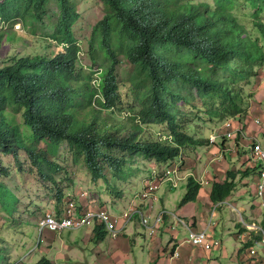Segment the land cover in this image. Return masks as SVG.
Masks as SVG:
<instances>
[{
    "label": "trees",
    "instance_id": "16d2710c",
    "mask_svg": "<svg viewBox=\"0 0 264 264\" xmlns=\"http://www.w3.org/2000/svg\"><path fill=\"white\" fill-rule=\"evenodd\" d=\"M54 1L59 15L51 44L31 42L0 62V201L7 203L8 212L14 196L4 180L16 172L56 184L55 175L63 171L55 159L62 143L74 163L83 161L93 181L103 179L108 185L128 178L135 155L159 166L181 159L184 168L187 152L208 144V138L188 130L180 103L210 120L234 118L245 127V86L264 75V0H94L105 13L91 34V44L98 47L93 61L101 62L98 71L78 65L81 50L72 31L78 12L72 0ZM237 1L252 9L250 22L234 14ZM48 3L0 0V22L12 28L19 19L29 29L30 22L41 21ZM24 39L31 38L0 34V48ZM120 57L131 66L125 83L119 79ZM121 87L134 100L127 128L106 118V112L123 109ZM144 126H160L165 136L141 138L136 132ZM239 174L248 175V168L229 171L221 183H212L214 205L233 193ZM200 188L190 177L179 207L195 201ZM70 200L74 198L58 190V215ZM102 230L95 229L99 239ZM259 240L260 233H251L243 249ZM4 259L0 247V262ZM36 264L54 263L42 258Z\"/></svg>",
    "mask_w": 264,
    "mask_h": 264
},
{
    "label": "rangeland",
    "instance_id": "374dc122",
    "mask_svg": "<svg viewBox=\"0 0 264 264\" xmlns=\"http://www.w3.org/2000/svg\"><path fill=\"white\" fill-rule=\"evenodd\" d=\"M195 1L207 2L209 4L214 3V0ZM72 2L78 12V19L72 27L74 38L81 50L78 65L83 68L92 65L94 70L98 71V67H101V62L93 61V57H97L98 47L96 43L91 44V34L93 27L103 19L105 15L104 9L94 0H72ZM252 12V9L246 7L243 2H236L234 14L243 22L251 21ZM58 15L59 10L56 2L54 0H49V3L42 14L41 21L30 22L29 29L24 27L19 19L13 23L14 25L12 28L9 26L11 24L8 25L0 22V34L4 36V39L11 38L16 32L31 38L30 40L24 39L22 43H9L2 45L0 48V62L2 63L5 61L13 53H21L25 46L31 47V42H33L34 46L38 47L40 42L47 43L48 45L51 44V36L55 30ZM118 67L119 79L122 83H125L131 74V66L123 57H120ZM245 90L244 106L245 108L247 107L249 111V114L246 116V121L250 122L249 125H252L253 120L258 119L259 123L257 124L261 125L264 122V75L260 77L259 82L255 80V76L252 77L251 83L245 86ZM120 92L123 95L122 111L112 113L106 112V118L110 124H119L127 128L129 127V122H131L129 120L128 106L133 103L134 100L131 96H125L126 89L124 87L120 88ZM250 92H253L254 96H250ZM180 108L182 115L190 125L188 130L196 137L200 136L207 139L224 121L216 118L210 120L209 117L205 115H198L195 110L186 107L183 103H180ZM155 128L144 126L141 131H137L136 133L144 139L149 137V135H152L153 140H158L159 136H165L163 135L165 134V131L162 127L156 126ZM207 148L211 149L212 147H205L202 150L200 149L201 152H198V154L201 157L206 158L205 152L207 151ZM118 154L122 155L123 153ZM125 156L128 157V154H125ZM201 157L198 162L200 172L204 168V161L201 160ZM55 159L63 169V171L55 175L56 184L48 183L47 181L40 179L37 175H26L21 177L16 172H13L10 178L4 180V184L14 196V200H10L9 198L10 207L8 209L11 210L9 212L5 209L7 203H4V205L2 204V201H0V247L4 252L5 258L0 264H36L42 258L57 260L58 253H63V251H61L60 242L72 243L74 241L78 242V247L72 251L71 256L73 254L76 256L70 257L68 264H113V256L105 259L101 254L89 253L87 251L91 250L90 246L87 247L86 244L82 243L80 240L81 237L79 233L85 230H90L91 228H94L93 226H85L81 227V229L77 228V230L66 229L57 232L58 236L55 238L54 234L48 236L49 230L47 229L40 234V231L38 230V222L48 210H53L56 197H58V190H60L61 194H63V192H65V194L71 193L72 196L75 197L77 194L83 193V191L85 193L91 191L94 184L99 183L98 186L96 185V187L93 188V195L98 194V192L95 191L98 188L105 189L101 191L102 193H105L107 188V184L103 179L98 181L92 180L83 161L77 163L73 162L72 153L69 151L66 143L61 144ZM128 159L130 158L128 157ZM178 161L179 159H176V163ZM152 164L156 165L151 159L141 155H135L133 160L131 159V162L129 163L131 166L128 169V178L120 182H109L112 189H115V184L117 185L118 191H121L119 193H121L123 197L120 198L117 196V191L114 190V194L107 193L105 197H102L103 205L100 203H97V205L108 206L106 208L111 212L116 210L115 207L124 211L127 210L131 204L139 206V203L141 202L137 199L136 195L142 192L143 180H145L153 170L160 173V170L169 167L168 165L153 167ZM147 166V173L140 171L144 170ZM255 174L252 175L251 178L254 183L256 182L258 187L260 181L259 177ZM181 175L183 176V173H181ZM169 185H171L169 182L164 181L160 184L158 190V196L159 198L162 197L164 206L168 210L171 206L170 203L174 202L175 198L181 193L186 192V182H178L179 186L173 191L167 190L170 189ZM7 200L8 199H6V201ZM144 203V205L148 206V202ZM260 203L261 198L256 195V197L244 198L240 201L239 206L245 209V212L243 213L245 217H252L255 214L251 212L250 208L252 206L258 208L260 207ZM197 204L199 205V203ZM161 206V202H155L154 208L150 211L151 214L155 215L158 212V208ZM200 207L203 208L201 204ZM146 209L147 207H143V210ZM261 219L262 217L259 216L256 220L258 221ZM226 234L227 233H223L222 236ZM126 241L128 246H131L130 242H128V240ZM97 242L98 241L94 240L92 246L95 247ZM99 242L100 244L103 243L104 246H107L111 244V238L108 237ZM258 248L260 249L261 245H258ZM78 260H81V262H73ZM65 263H67V261Z\"/></svg>",
    "mask_w": 264,
    "mask_h": 264
},
{
    "label": "crops",
    "instance_id": "0c3cea01",
    "mask_svg": "<svg viewBox=\"0 0 264 264\" xmlns=\"http://www.w3.org/2000/svg\"><path fill=\"white\" fill-rule=\"evenodd\" d=\"M249 123L250 122H246L243 128L244 133L248 137H251V135L256 136L264 145V122L260 125L257 124L254 119L252 125H249ZM205 147H212L211 149L207 148L205 152L206 158L198 154V152H201L200 149L202 150ZM187 156L189 160L184 168L182 165L180 168L183 170L184 180L179 182H186L187 191V181L190 177L199 181L201 188L195 201L179 207L181 200L186 194V192H183L175 198L174 202L170 203L171 206L168 210L164 206L162 197H160L157 202H161L162 206L158 208V212L155 215H152L150 212L154 208V203H147L148 206L144 205L145 203H139V206L131 204L130 207H137L142 212L150 215L152 221L159 215H163L162 222L157 227L155 235L149 237L140 225L138 218L134 217L119 233L110 234L102 230L100 232L104 236L102 239L98 238L95 227L80 232L79 235L82 243L86 244L87 247L90 246L91 250L87 252L101 254L105 259L113 256V264H264L260 257L253 258L248 256V251L244 250L242 245L246 236H250L251 233H256L253 227L264 226V205L262 202L260 203V207L257 206L258 208H256L252 206L250 208L251 212L255 214L252 217H245L243 214L245 209L239 206L240 201L244 198L256 197L258 191L256 182L254 183L251 178L255 173V175L259 177V173L254 170L257 164L253 162L249 149V141L243 140L242 138L224 139L220 143L207 144L195 149L191 148L189 152H187ZM200 157L201 160L204 161V168L201 172L198 168ZM153 167L161 166L153 165ZM246 168H248L249 174H239L236 176V187L233 193L219 206L214 205L210 201L212 183H221L226 179V173L230 170L243 172ZM140 171L147 173L148 166ZM110 181L120 182L118 180ZM98 184H94L89 192L85 193L83 191V193L77 194L80 197L75 196V198L71 193H68V195L74 198L75 202L78 203L82 210L97 209L100 207H103L102 209H107L106 207L108 206H101L103 205L102 197H105L107 193L114 194V190L117 191V193L115 192L117 196L120 198L123 197V195L119 193L121 191H118L117 185L115 184V189H112L109 183L105 193L101 192L105 189L98 188L95 190L98 194L93 195V188L96 187V185L98 186ZM169 186L170 189L167 190L173 191L176 190L179 185L177 184L175 188H172L171 185ZM97 203L101 205H97ZM197 203H199V205ZM200 204L203 208L200 207ZM143 207H147V209L143 210ZM56 208L57 206L55 204L53 210L48 211L57 213ZM115 209L116 210L112 212L107 210L115 215L125 213L128 210L123 211L117 207H115ZM259 216L262 217V219L257 221L256 219ZM244 223L251 228L246 230L247 228ZM188 229L194 231L206 229L212 239L220 241V246L211 248L210 250H204L188 242H183L188 238ZM245 232L246 235L244 239H238V234ZM223 233L227 234L222 236ZM50 234H54V238L58 236L57 232L49 231L48 236ZM108 237L111 238L110 245L104 246L103 243L100 244L99 241H103ZM94 240L98 241L95 247L92 246ZM126 240L130 242L131 246H128ZM60 247L63 253L59 252L57 260L50 261L54 264H63L67 261L65 264H68L70 257L76 256L75 254L71 256V253L78 247V242H60ZM176 253L177 257L174 256ZM73 262L78 263L81 262V260Z\"/></svg>",
    "mask_w": 264,
    "mask_h": 264
},
{
    "label": "built area",
    "instance_id": "2783aa9c",
    "mask_svg": "<svg viewBox=\"0 0 264 264\" xmlns=\"http://www.w3.org/2000/svg\"><path fill=\"white\" fill-rule=\"evenodd\" d=\"M235 121H237V119L234 118L224 120L221 126L210 134L208 142L215 144L220 143L224 139L230 140L234 138H242L243 140L249 141V149L253 162L257 164L256 167L258 166L260 168L258 170L260 183L257 187V195L261 198V202L264 205V145L256 136L251 135V137H248L244 133L243 128L235 124ZM256 122L259 123V120L256 119ZM168 166L169 167H166L161 173L153 171L149 178L143 181L142 192L136 195L141 203L157 202L159 200L158 190L162 182L167 181L175 188L179 181L184 180V176H181L180 173L181 162L178 161L176 164ZM221 203L222 202H219L215 205L219 206ZM161 216L162 214L152 221L150 215L145 214L134 206H131L127 212L117 215L102 208L82 210L81 207L77 206L74 200H70L59 215L54 211H47L38 222V230L41 234L46 229L52 232H60L66 229L93 226L101 227L107 232L116 234L121 232L125 228V225L136 217L146 234L149 237H153L156 233V225L161 221ZM244 225H246V230L251 228L247 226L246 223H244ZM253 228L256 232L260 233V240L257 242V245L248 250V256L253 258L260 257L264 262V228ZM245 235L246 232L238 234V239L243 240ZM183 242H188L204 250H210L211 248L220 246V241L212 239L206 229L202 231L188 229V238ZM258 245H261L260 249ZM174 256L177 257V253Z\"/></svg>",
    "mask_w": 264,
    "mask_h": 264
},
{
    "label": "clouds",
    "instance_id": "9594fccd",
    "mask_svg": "<svg viewBox=\"0 0 264 264\" xmlns=\"http://www.w3.org/2000/svg\"><path fill=\"white\" fill-rule=\"evenodd\" d=\"M179 162H181V159L179 160ZM174 164H176V160L174 161ZM174 164L168 163L167 165H174ZM167 165H166V166H167ZM181 165H182V162H181ZM180 168H181V166H180ZM163 170H164V169L160 170V173H161ZM153 171H154V170H153ZM153 171H152V172H153ZM152 172H151V173H152ZM156 172H157V171H156ZM151 173H150V174H151ZM150 174H149V176H150ZM149 176H148L146 179H148ZM146 179H145V180H146ZM145 180H144V181H145ZM142 187H143V182H142ZM95 228H96V227H95ZM104 231H105V230H104Z\"/></svg>",
    "mask_w": 264,
    "mask_h": 264
},
{
    "label": "bare ground",
    "instance_id": "6f19581e",
    "mask_svg": "<svg viewBox=\"0 0 264 264\" xmlns=\"http://www.w3.org/2000/svg\"><path fill=\"white\" fill-rule=\"evenodd\" d=\"M224 122V121H223ZM211 144V143H210ZM180 173H183L182 172V169L180 170ZM182 176V175H181ZM162 219H163V215L161 216V221L156 225V229H157V227L159 226V224L162 222ZM108 233H110V232H108ZM112 234V233H111Z\"/></svg>",
    "mask_w": 264,
    "mask_h": 264
}]
</instances>
